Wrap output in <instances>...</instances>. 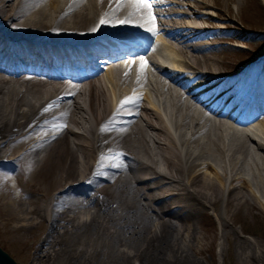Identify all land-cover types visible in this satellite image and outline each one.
<instances>
[{"label":"bare ground","instance_id":"bare-ground-1","mask_svg":"<svg viewBox=\"0 0 264 264\" xmlns=\"http://www.w3.org/2000/svg\"><path fill=\"white\" fill-rule=\"evenodd\" d=\"M150 2L0 0V219L43 229L30 264H198L183 245L200 217L229 241L234 215L264 211L263 57L222 73L210 0ZM128 35L143 44L69 71L74 43Z\"/></svg>","mask_w":264,"mask_h":264},{"label":"rangeland","instance_id":"rangeland-1","mask_svg":"<svg viewBox=\"0 0 264 264\" xmlns=\"http://www.w3.org/2000/svg\"><path fill=\"white\" fill-rule=\"evenodd\" d=\"M210 1L215 8L212 13L221 19L215 26L221 27L218 35L224 37L220 41H213L221 43L222 51L214 55L220 72L244 73L250 65L263 57L254 84L264 87V0ZM149 70L148 67L147 71ZM140 75L144 73H138L137 76ZM16 176L21 179L19 173ZM197 222L193 228L195 238L183 247L191 260L198 264H249V259L246 256L240 257L237 252V245L240 243L264 251V211L260 208L242 211L232 217L230 226L238 234L237 240L227 241L223 237V225L213 211H208ZM9 228L0 219V248L18 264H30L34 246L43 229L13 234ZM134 252L128 253L131 255ZM135 264L141 263L135 261Z\"/></svg>","mask_w":264,"mask_h":264},{"label":"snow or ice","instance_id":"snow-or-ice-1","mask_svg":"<svg viewBox=\"0 0 264 264\" xmlns=\"http://www.w3.org/2000/svg\"><path fill=\"white\" fill-rule=\"evenodd\" d=\"M133 4L139 9V8H143V9H148L149 10V15H151L150 13V9H151V2L150 0H132ZM151 19L154 22L155 17L152 16ZM106 21L101 19L100 24H104ZM126 21H121V23H125ZM96 29H93V31H95ZM152 29H149V31H151Z\"/></svg>","mask_w":264,"mask_h":264},{"label":"water","instance_id":"water-1","mask_svg":"<svg viewBox=\"0 0 264 264\" xmlns=\"http://www.w3.org/2000/svg\"><path fill=\"white\" fill-rule=\"evenodd\" d=\"M0 264H18L8 253L0 248Z\"/></svg>","mask_w":264,"mask_h":264}]
</instances>
